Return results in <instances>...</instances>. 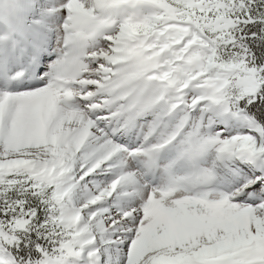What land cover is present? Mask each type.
<instances>
[{
  "label": "snow or ice",
  "instance_id": "6c2138e0",
  "mask_svg": "<svg viewBox=\"0 0 264 264\" xmlns=\"http://www.w3.org/2000/svg\"><path fill=\"white\" fill-rule=\"evenodd\" d=\"M0 264H264V0H0Z\"/></svg>",
  "mask_w": 264,
  "mask_h": 264
}]
</instances>
